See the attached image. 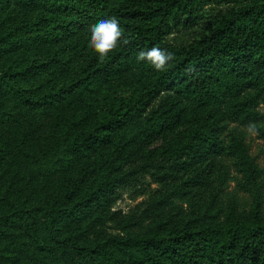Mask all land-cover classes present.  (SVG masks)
Here are the masks:
<instances>
[{
  "label": "trees",
  "instance_id": "1",
  "mask_svg": "<svg viewBox=\"0 0 264 264\" xmlns=\"http://www.w3.org/2000/svg\"><path fill=\"white\" fill-rule=\"evenodd\" d=\"M111 17L129 43L101 62ZM153 46L164 72L137 60ZM250 123L264 141V0H0V264H264ZM141 174L136 214L101 210ZM89 211L106 226L84 243Z\"/></svg>",
  "mask_w": 264,
  "mask_h": 264
},
{
  "label": "rangeland",
  "instance_id": "2",
  "mask_svg": "<svg viewBox=\"0 0 264 264\" xmlns=\"http://www.w3.org/2000/svg\"><path fill=\"white\" fill-rule=\"evenodd\" d=\"M130 86L128 85H120L116 87L115 94L125 96L128 94ZM38 117L39 114L35 113ZM34 115V116H35ZM137 122H132L131 124L126 125L127 127L121 128L118 131L113 133L112 139L109 143L101 146H97L95 148L94 152L89 153V157L94 156L96 151H101L104 153H110L111 155L115 153L116 150H119L120 147H122L123 143H125L130 136L135 131ZM10 129V128H9ZM2 132H7V129L2 128ZM171 134V132H164L162 134H159L157 136H154L151 138V145L157 144L161 142V140H164L166 137H168ZM252 142H251V152L253 154L257 155V159L259 163H263V157H264V141L255 139L254 135H252ZM122 149V148H121ZM128 149H125L122 153H127ZM122 162L123 159H119L118 162ZM17 171L19 170L18 167L15 165L13 166ZM136 179L132 182L123 181L126 182L122 183L125 184L124 187H122L119 191L118 197L108 205L107 208L100 207L101 210H119L123 215H131L136 214L141 207V200L143 199V195H141V192L146 184H148V176L145 174H141L135 177ZM59 180L58 176H54L45 180H38L37 184H43L48 183L50 185L56 184ZM127 180V179H125ZM153 185H151L152 187ZM234 187V183L231 181L228 183V188L232 189ZM144 192V191H143ZM103 208V209H102ZM105 223L103 222L102 218L97 216L95 211H89L86 218L83 220V222L80 224V232L78 239L81 242L89 243L92 241L93 238H95L100 230L102 228H105ZM108 233H114V230L111 228L107 230Z\"/></svg>",
  "mask_w": 264,
  "mask_h": 264
},
{
  "label": "clouds",
  "instance_id": "3",
  "mask_svg": "<svg viewBox=\"0 0 264 264\" xmlns=\"http://www.w3.org/2000/svg\"><path fill=\"white\" fill-rule=\"evenodd\" d=\"M89 31V47L101 62L107 59L109 54L113 53L121 44L129 43V39L125 37L124 29L116 17L99 21L91 26ZM173 59L170 52L157 46H153L147 51H140L137 55L138 61H146L156 72L166 71L169 62ZM246 130L252 135L258 134L255 124L250 123L246 126Z\"/></svg>",
  "mask_w": 264,
  "mask_h": 264
}]
</instances>
